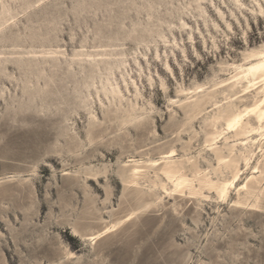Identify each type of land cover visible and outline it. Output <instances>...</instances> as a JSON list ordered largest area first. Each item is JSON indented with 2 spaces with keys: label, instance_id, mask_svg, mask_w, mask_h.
<instances>
[{
  "label": "rangeland",
  "instance_id": "374dc122",
  "mask_svg": "<svg viewBox=\"0 0 264 264\" xmlns=\"http://www.w3.org/2000/svg\"><path fill=\"white\" fill-rule=\"evenodd\" d=\"M262 50L264 0H0V264H264V197L234 205L264 144L227 200L121 175L175 150L216 179L212 147L264 143L214 120L254 102L220 82Z\"/></svg>",
  "mask_w": 264,
  "mask_h": 264
},
{
  "label": "bare ground",
  "instance_id": "6f19581e",
  "mask_svg": "<svg viewBox=\"0 0 264 264\" xmlns=\"http://www.w3.org/2000/svg\"><path fill=\"white\" fill-rule=\"evenodd\" d=\"M251 59L248 65H235V71L220 82L225 89L222 92L227 93L226 98L234 100L240 94L254 91V102L245 105L243 108H232L227 111H220L216 114L214 120L222 119L225 121L227 129L234 130V135H245L253 131H264V50L254 51L246 56V60ZM234 66V65H233ZM219 84V85H220ZM220 85V86H221ZM240 97V96H239ZM205 106H198L196 111H201ZM203 110V109H202ZM256 120L253 125L250 118ZM223 134V131H212L206 135V142L210 145L216 143L217 139ZM264 132H261V137ZM227 139V137H226ZM258 145L263 147V138L253 139L249 146L243 150L236 151V144L228 146V153L225 154L218 147H212L218 160V166L213 168L216 179L206 169H201L195 165L188 167V159H175L173 154L175 150L170 151L163 158V162L148 159H130L121 167V175L129 183H137L142 175H147L150 169H153L155 178L148 177L150 187L163 189L168 195L172 193L186 194L190 196H204V190L216 193L217 199L227 200L230 198L231 189L236 187L240 177V162L243 160L248 166L252 155L253 147ZM259 169V167H258ZM224 170L227 171L225 174ZM258 171V170H257ZM264 167L260 175H252L250 179L238 189V200L234 201L235 206H250L253 208L261 207L260 201L264 197ZM168 181V182H167ZM170 183V186H169ZM161 196H158L160 198ZM152 203V202H151ZM148 203V206L151 205ZM135 212H130L126 220L133 217ZM125 220H120L106 225L102 230L91 233L85 238L93 243L101 237L115 231Z\"/></svg>",
  "mask_w": 264,
  "mask_h": 264
}]
</instances>
